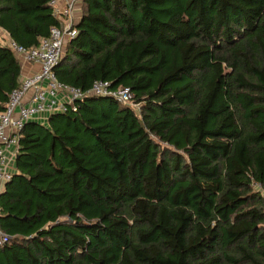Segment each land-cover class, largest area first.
<instances>
[{
  "label": "trees",
  "instance_id": "obj_1",
  "mask_svg": "<svg viewBox=\"0 0 264 264\" xmlns=\"http://www.w3.org/2000/svg\"><path fill=\"white\" fill-rule=\"evenodd\" d=\"M51 1L0 0L4 41ZM80 1L54 72L85 94L24 124L0 264H264V0ZM20 73L0 40V111Z\"/></svg>",
  "mask_w": 264,
  "mask_h": 264
},
{
  "label": "built area",
  "instance_id": "obj_2",
  "mask_svg": "<svg viewBox=\"0 0 264 264\" xmlns=\"http://www.w3.org/2000/svg\"><path fill=\"white\" fill-rule=\"evenodd\" d=\"M78 1L64 0L62 8L58 7V0L50 2L62 21L59 26L51 27L49 35L40 38L38 45L27 48L11 39L5 42L20 62L36 64L38 69L20 79L0 111V196L15 173L14 163L24 124L38 117L45 119L67 106L73 107L75 100L85 94L80 88L60 82L54 72L65 42L76 33L74 8ZM87 93L112 96L123 104L134 105L129 88H111L105 80L95 81ZM262 197L264 199V191ZM9 241L10 237L0 231V247Z\"/></svg>",
  "mask_w": 264,
  "mask_h": 264
},
{
  "label": "crops",
  "instance_id": "obj_3",
  "mask_svg": "<svg viewBox=\"0 0 264 264\" xmlns=\"http://www.w3.org/2000/svg\"><path fill=\"white\" fill-rule=\"evenodd\" d=\"M63 4H64V0H58V7L59 8H62ZM80 15H81V1H78V2H76L75 8H74L75 20H77L80 17ZM20 66H21L20 79H22L23 77L35 72L38 69V66L36 64H32V63L20 62Z\"/></svg>",
  "mask_w": 264,
  "mask_h": 264
},
{
  "label": "rangeland",
  "instance_id": "obj_4",
  "mask_svg": "<svg viewBox=\"0 0 264 264\" xmlns=\"http://www.w3.org/2000/svg\"><path fill=\"white\" fill-rule=\"evenodd\" d=\"M4 35H5V34H3V33L0 32V40L2 41V43H5V41H4V39H3V36H4ZM134 108H137V105H135ZM37 119L40 120V121H44V119H43L42 117H38Z\"/></svg>",
  "mask_w": 264,
  "mask_h": 264
}]
</instances>
